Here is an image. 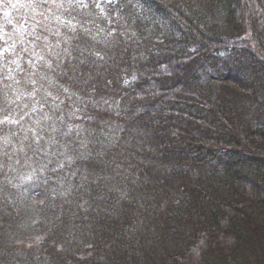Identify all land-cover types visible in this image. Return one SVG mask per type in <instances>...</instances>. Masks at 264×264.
<instances>
[{"label":"trees","instance_id":"obj_1","mask_svg":"<svg viewBox=\"0 0 264 264\" xmlns=\"http://www.w3.org/2000/svg\"><path fill=\"white\" fill-rule=\"evenodd\" d=\"M4 117L0 264H264V0H0Z\"/></svg>","mask_w":264,"mask_h":264},{"label":"rangeland","instance_id":"obj_2","mask_svg":"<svg viewBox=\"0 0 264 264\" xmlns=\"http://www.w3.org/2000/svg\"><path fill=\"white\" fill-rule=\"evenodd\" d=\"M36 24L38 23L39 24V26H40V24L42 23V21L40 20V17H38L36 20ZM41 28V30L44 32V30H45V26H44V24H42V26L40 27ZM52 29V27L51 26H48V28H47V30L45 31V32H49L50 30ZM20 41H22V42H27V41H29V39L26 37H22L21 39H19ZM49 44H50V40L49 39H46L45 40V44H44V48L45 49H48L49 48ZM11 46H13V44L11 45ZM29 48H31V45H30V47ZM24 52H26V51H28V50H23ZM47 93H48V90L46 91ZM0 121L1 122H4V121H11V118L10 117H4V118H1L0 119ZM14 121V120H13ZM33 125H34V127H32L31 129H32V131L34 132V133H36L38 130H37V123L36 122H34L33 123ZM25 138V137H24ZM16 141V143H13V149H12V151H13V153H15L16 154V156H24V154L27 152V150H29V145L27 144V143H25V144H23V142H19L18 141V139H16L15 140ZM3 142H6V140H3ZM46 148H48V147H46ZM4 153V152H3ZM2 153V154H3ZM12 158V160L10 161L11 162V165H12V169H14V171H17V172H19V169H18V167H20V165H22V162H18L15 158H13V157H11ZM21 159V158H20ZM21 161H22V159H21ZM23 161L24 162H26L25 163V165H26V168H27V166L28 167H30L31 165V162H29V159H23ZM14 162H16V165L14 164ZM30 169H31V167H30ZM27 170H28V168H27ZM31 171L29 170V172H28V176H27V178H26V181L25 182H28V181H30V178H31ZM264 257V256H263Z\"/></svg>","mask_w":264,"mask_h":264},{"label":"snow or ice","instance_id":"obj_3","mask_svg":"<svg viewBox=\"0 0 264 264\" xmlns=\"http://www.w3.org/2000/svg\"><path fill=\"white\" fill-rule=\"evenodd\" d=\"M5 15H7V13H5ZM66 91H67V89H66ZM39 141V137L37 138V142Z\"/></svg>","mask_w":264,"mask_h":264}]
</instances>
